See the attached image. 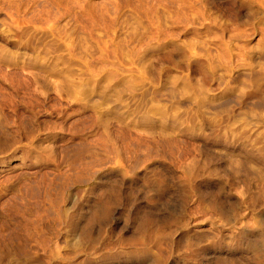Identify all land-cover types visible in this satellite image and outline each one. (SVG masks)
Instances as JSON below:
<instances>
[{"label": "rangeland", "instance_id": "374dc122", "mask_svg": "<svg viewBox=\"0 0 264 264\" xmlns=\"http://www.w3.org/2000/svg\"><path fill=\"white\" fill-rule=\"evenodd\" d=\"M0 264H264V0H1Z\"/></svg>", "mask_w": 264, "mask_h": 264}, {"label": "bare ground", "instance_id": "6f19581e", "mask_svg": "<svg viewBox=\"0 0 264 264\" xmlns=\"http://www.w3.org/2000/svg\"><path fill=\"white\" fill-rule=\"evenodd\" d=\"M1 1V0H0ZM15 1V0H14Z\"/></svg>", "mask_w": 264, "mask_h": 264}]
</instances>
